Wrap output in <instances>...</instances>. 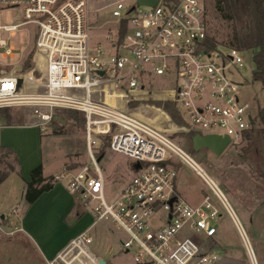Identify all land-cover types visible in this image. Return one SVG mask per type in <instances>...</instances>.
Segmentation results:
<instances>
[{
    "label": "built area",
    "instance_id": "1",
    "mask_svg": "<svg viewBox=\"0 0 264 264\" xmlns=\"http://www.w3.org/2000/svg\"><path fill=\"white\" fill-rule=\"evenodd\" d=\"M14 9L22 21L6 24L2 13ZM27 24L35 28L33 49L43 67L37 77L0 73V111H40L33 118L40 132L54 110L82 115L90 166H64L51 182H66L67 191L91 210L92 226L109 220L123 231L127 238L119 243L131 255V264H215L217 252L204 251L199 241L215 237L217 209L207 196L194 206L180 197L175 165L181 164L219 199L249 263L258 264L237 217L204 169L170 137L128 110L131 101L150 95L170 100L191 131L226 136L231 145L253 128L255 116L241 104L240 85L231 78L232 68L243 66L241 52L220 43L210 47L202 1L158 0L150 7L136 0H0L3 58L12 57L13 48L2 34ZM155 77L174 88H145ZM3 126L0 117V130ZM94 137L107 138L105 149L129 158L136 168L110 198L96 162L101 146ZM185 230L195 239L182 236ZM92 242L86 229L44 263L98 264L100 259L89 250Z\"/></svg>",
    "mask_w": 264,
    "mask_h": 264
},
{
    "label": "rangeland",
    "instance_id": "2",
    "mask_svg": "<svg viewBox=\"0 0 264 264\" xmlns=\"http://www.w3.org/2000/svg\"><path fill=\"white\" fill-rule=\"evenodd\" d=\"M201 1L209 36L223 44L229 30L213 9L216 0ZM1 17L6 24L22 21L18 9L6 10ZM1 38L13 48V56L3 58V50L0 49V73L16 71L21 76L37 77L43 67V60L33 49L34 26L23 25L12 34H2ZM241 56L243 66L233 67L231 78L240 85L241 104L246 105L248 112L255 116L258 109L264 106V89L258 82L251 80V51L241 52ZM30 84L32 82H28V87ZM145 88L168 90L173 89L174 85L155 77L150 87ZM173 108L175 109V105L172 101L156 99L152 95L131 101L128 105L130 113L170 137L204 169L233 210L257 260V253H264V183L259 177L264 168V150L256 136V130L251 133L249 140L243 137L236 144H229L219 155H214L207 149L193 151L188 135L191 130L182 116L181 120L174 114ZM27 111L8 109L10 120H3V123L14 126H3L0 130L1 145L8 144L15 152V156L4 160L13 166L14 171L0 184V264H45L40 253L19 227V218L25 209L26 182L23 179L27 181L29 170L40 165L47 178L70 164H75L76 169L82 165L90 166L80 114L54 110L49 124L40 132L33 125V118L37 119L40 111L39 114L35 112L26 115ZM94 140L100 146L106 142L103 137H94ZM1 156L0 152V158ZM132 162L121 154L104 150L98 166L107 189L112 193L132 177ZM175 169L178 174L177 191L187 204L197 205L207 196L217 209L216 235L211 242L200 240L202 249L206 251L213 247L218 257L216 263L224 256L238 258L241 254L245 255L249 263L240 234L219 199L188 167L176 164ZM0 170L5 171L3 164H0ZM59 183L63 187L66 185L65 181ZM84 209L91 213L89 207L85 206ZM89 234L93 240L89 250L95 257L102 258L106 264H131V255L124 253L119 243V240L127 237L111 221L97 222ZM181 235L195 239L187 230L182 231Z\"/></svg>",
    "mask_w": 264,
    "mask_h": 264
},
{
    "label": "trees",
    "instance_id": "3",
    "mask_svg": "<svg viewBox=\"0 0 264 264\" xmlns=\"http://www.w3.org/2000/svg\"><path fill=\"white\" fill-rule=\"evenodd\" d=\"M213 9L216 15L227 24L229 30L227 39L223 45L234 48L239 52L251 51V62L253 64L251 80L253 82H258L264 89V0H216L213 4ZM208 41L210 47H214L217 44L213 37L208 38ZM173 110L174 114L182 120L176 108H173ZM7 111L8 109L0 111L1 120H10ZM58 111L80 114L76 111L69 110ZM81 118L83 124L82 115ZM255 127L257 129H255ZM254 132L258 140L261 141L263 145L262 150H264V106L258 109L254 118L253 128L244 134V139L249 140L251 133ZM193 134L194 132L190 131L188 133L189 138ZM105 140V144L101 146L96 154L97 157L103 156L104 154V150L107 146V138H105ZM0 152L2 154L0 164H3L5 167V171L0 170L1 184L8 175L14 171L13 166L4 161L14 156V152L10 148L2 146H0ZM262 157L264 163V152ZM130 168L132 171L136 169L133 163L130 164ZM259 177L264 183V168L259 173ZM51 188V178H44L42 176L41 166L38 165L29 171V178L26 181V189L24 192V200L28 205H31L42 193L49 191ZM212 240L213 239H205L204 242H211ZM209 249L214 248L209 247Z\"/></svg>",
    "mask_w": 264,
    "mask_h": 264
},
{
    "label": "crops",
    "instance_id": "4",
    "mask_svg": "<svg viewBox=\"0 0 264 264\" xmlns=\"http://www.w3.org/2000/svg\"><path fill=\"white\" fill-rule=\"evenodd\" d=\"M25 114L28 115L27 113ZM1 123L5 127L14 126L4 124L3 120H1ZM0 146L10 148L13 151L8 144L1 145L0 143ZM14 160L16 162V158ZM74 165L70 164L68 167L70 169H76ZM42 176L46 178L43 172ZM52 176L54 174L47 178L50 179ZM23 180L26 182L25 178ZM51 184L52 188L42 193L34 203L28 205L25 202V209L19 218L21 232L32 242L44 262L45 260L52 259L75 236L86 229H89L90 233L91 229L95 226H92V215L86 212L84 209L86 205L82 201L73 197L60 183L51 182ZM122 187L115 189L112 193V191L107 189L104 181V189L108 198L115 195ZM257 257V263L264 264V253H257ZM98 258L102 259L100 257ZM216 264L249 263L245 255L241 254L238 258L224 256Z\"/></svg>",
    "mask_w": 264,
    "mask_h": 264
},
{
    "label": "water",
    "instance_id": "5",
    "mask_svg": "<svg viewBox=\"0 0 264 264\" xmlns=\"http://www.w3.org/2000/svg\"><path fill=\"white\" fill-rule=\"evenodd\" d=\"M157 2L158 0H136L137 5L150 7L155 6ZM189 139L193 151H198L199 149H207L214 155H219L229 145L228 137L215 134L194 133L190 136ZM101 158L102 156L98 157L96 159V162H99ZM98 264H105V262L104 260L100 259L98 261Z\"/></svg>",
    "mask_w": 264,
    "mask_h": 264
},
{
    "label": "bare ground",
    "instance_id": "6",
    "mask_svg": "<svg viewBox=\"0 0 264 264\" xmlns=\"http://www.w3.org/2000/svg\"><path fill=\"white\" fill-rule=\"evenodd\" d=\"M218 190H219V189H218ZM217 192H218L219 196L223 199V198H224L223 194H220V193H219L220 191H217ZM223 200H225V199H223ZM235 221H236V223L238 224V221L236 220V218H235ZM238 225H239V224H238ZM243 237H244V241H245L246 247H247L248 250L250 251V250H251V249H250V246L248 245V242H247V240H246L244 234H243Z\"/></svg>",
    "mask_w": 264,
    "mask_h": 264
}]
</instances>
